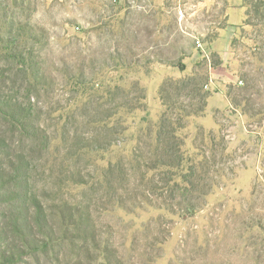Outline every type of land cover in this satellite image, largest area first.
<instances>
[{
	"label": "rangeland",
	"instance_id": "rangeland-1",
	"mask_svg": "<svg viewBox=\"0 0 264 264\" xmlns=\"http://www.w3.org/2000/svg\"><path fill=\"white\" fill-rule=\"evenodd\" d=\"M206 75L169 172L162 87ZM0 100V250L33 200L54 232L0 264H264V4L0 0Z\"/></svg>",
	"mask_w": 264,
	"mask_h": 264
},
{
	"label": "trees",
	"instance_id": "trees-1",
	"mask_svg": "<svg viewBox=\"0 0 264 264\" xmlns=\"http://www.w3.org/2000/svg\"><path fill=\"white\" fill-rule=\"evenodd\" d=\"M245 6H251L259 12L261 10L262 5L264 4V0H244ZM249 16V14L247 13ZM219 63L214 62L212 67L218 66ZM209 75L201 76V77H191L184 80H178L174 82L173 80L170 82H166L161 90L162 100L164 102L165 107L167 108L166 113L162 119V130H160V134L158 135L157 148L155 151L156 157H160L161 160L158 161L161 163V166L167 168V171L171 172L172 169L177 170L180 168L182 162L184 161L181 150L178 148V144L174 141L176 128L172 122V114L174 110H179V116L177 118V124L179 127H182V119L184 117H189L191 115H197L205 109L206 99L208 96V92L204 91V88L209 84ZM180 86H184L189 89L190 97H192V102L188 105L184 104L181 101V97H175L176 91ZM174 93V94H173ZM189 97V96H188ZM193 101H196L194 104ZM198 103V105H197ZM23 109H20L18 106L8 105L5 101L0 100V118L5 120V117L8 116L13 120L12 125L15 129H19L22 132L25 125L22 123L23 118L26 116V113L23 114ZM161 134L164 135L162 139ZM161 138L162 142L160 143L159 139ZM160 166V167H161ZM157 169V166H154ZM161 169V168H159ZM176 170V171H177ZM6 172V170L3 169ZM177 175V172H176ZM4 176L2 172L1 177ZM186 177V176H185ZM30 206H34L33 216L29 217L31 212H29ZM27 217H15L11 226L12 231H14L15 235L19 238V247L16 245L6 244L2 246L0 250V257L5 262L14 263L17 262L20 257H22V253L25 255H32L31 253H39L42 251L48 250V240L54 239V232L48 223V217L46 215V211L42 204L37 200H33L32 204L28 206L26 209ZM35 231V234H34ZM0 236H4L0 233ZM32 238H31V237ZM42 236V238H37ZM54 241V240H53ZM28 251V252H25ZM36 255V254H35Z\"/></svg>",
	"mask_w": 264,
	"mask_h": 264
},
{
	"label": "built area",
	"instance_id": "built-area-1",
	"mask_svg": "<svg viewBox=\"0 0 264 264\" xmlns=\"http://www.w3.org/2000/svg\"><path fill=\"white\" fill-rule=\"evenodd\" d=\"M201 46V45H200Z\"/></svg>",
	"mask_w": 264,
	"mask_h": 264
}]
</instances>
